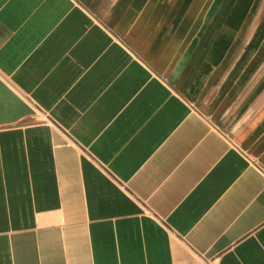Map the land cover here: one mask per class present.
I'll list each match as a JSON object with an SVG mask.
<instances>
[{
    "label": "crops",
    "instance_id": "crops-1",
    "mask_svg": "<svg viewBox=\"0 0 264 264\" xmlns=\"http://www.w3.org/2000/svg\"><path fill=\"white\" fill-rule=\"evenodd\" d=\"M0 0V264H264V0Z\"/></svg>",
    "mask_w": 264,
    "mask_h": 264
},
{
    "label": "water",
    "instance_id": "water-1",
    "mask_svg": "<svg viewBox=\"0 0 264 264\" xmlns=\"http://www.w3.org/2000/svg\"><path fill=\"white\" fill-rule=\"evenodd\" d=\"M223 1L224 0H212L211 4H210V6L206 12V15H205V18H204V21H203L201 27L199 28L197 34L192 38L190 44L188 45L187 49L185 50V52L182 56V58L179 60V62L175 66V68L172 72V78L176 79L179 76L184 65L186 64V62L190 58L194 48L196 47L200 37L202 36L203 32L207 28L209 22L212 20V18L214 17L216 12L218 11V9H219V7Z\"/></svg>",
    "mask_w": 264,
    "mask_h": 264
}]
</instances>
